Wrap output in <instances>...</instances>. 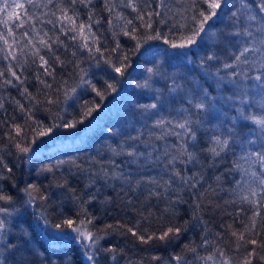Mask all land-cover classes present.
<instances>
[{"label": "snow or ice", "instance_id": "snow-or-ice-1", "mask_svg": "<svg viewBox=\"0 0 264 264\" xmlns=\"http://www.w3.org/2000/svg\"><path fill=\"white\" fill-rule=\"evenodd\" d=\"M99 4L98 9L97 0H0V58L7 62L6 69L0 70V89L16 87L31 105L29 107L20 100L0 95V113L4 115L0 126H7V151L15 149L19 165L27 162L32 145L39 137L49 136L55 128H74L78 123H83L82 119L71 123L61 119V122L45 127L35 119L34 109L39 110L43 105L57 107L72 101L76 99L78 89H91L103 99L104 92L89 78V68L84 66L86 63L89 67L93 64L100 67L102 62L118 76H124L130 66L129 53L121 50V44L115 39L117 36L123 35L134 42L132 52H138L142 43L153 40H162L173 49L190 48L197 44L198 39L203 38L202 34L207 31L205 25L228 6V0H188L187 4L181 5L183 11L177 12H173L168 0H99ZM203 4L211 11L202 10L198 6ZM254 8L258 11H254ZM123 10H127L129 15ZM188 13L191 15L188 16ZM231 18L233 28H239V31L223 32L220 39L228 41L229 37H242V40L236 41V50L223 62L212 51L201 58L198 67L202 70L205 83L192 80L188 87L180 79L168 77L171 81L169 93L178 96L184 103L176 108L169 107L167 116L161 114L165 101L161 99L159 89L152 88L150 83L157 70L148 69V79L136 87L154 91L156 102L137 107L146 120L153 117L155 119L151 125H143L142 130L135 135L109 130L110 135L124 136V140L116 147L110 146V151L115 156L129 158L130 164L157 171L156 176L140 175L136 180L138 188L148 186L146 199L150 200L168 199V193L176 194L177 188L174 186L196 189L204 183L202 169L215 167L239 144L243 154L234 165L242 173L234 181L238 189L235 194L241 202L240 212L237 214L242 213L243 205L247 204L252 210V225L245 231L255 232L256 217L260 216V211L264 208V111L254 115L246 109L258 103L264 110V0H259L256 5H250L248 0H240L239 8L231 12ZM170 21L176 22L171 23L169 35L154 27L156 24L168 26ZM108 34L114 42L111 48L107 43ZM174 36L177 38L174 39ZM112 54H115V59ZM68 65L72 66L68 79H58L57 69L63 70ZM29 70L32 78L41 85L35 95L26 86V73ZM208 82L215 87L216 96L211 95L209 86H206ZM105 85L106 90L115 91L113 83L105 81ZM225 89H230L231 94L224 95ZM218 102L234 109L235 115L222 111L217 106ZM9 104L26 118L24 124L16 123L14 116H7ZM81 109L82 117L90 116L94 110L91 102L81 105ZM46 110L51 111V108ZM173 112L175 115H172ZM210 116L218 117V122L206 128ZM242 121L249 122L258 129L254 139H241L239 124ZM202 130L210 133L204 147L200 145L199 133ZM152 140L164 143L158 146ZM4 150L0 148V151ZM206 158H210L207 165L204 164ZM65 163L61 160L55 165H45L38 170L37 175L55 176ZM71 163L75 165L77 172L83 171L75 161ZM110 163L111 172L104 171L102 177L91 173L90 178L96 176L97 180L102 179L105 184L109 181L123 182L131 190V174L120 170L114 160ZM188 165L193 168L199 165L201 170L192 171L188 175ZM75 174L77 173L70 172L69 176ZM215 179L219 183L221 177L217 176ZM9 182L12 188L23 193V197L17 198L11 194ZM49 187L68 189L69 177L61 173L60 179H54ZM88 189L92 190L86 192V198L72 190L79 209L76 218H62L59 223L53 224L46 211H40L39 215L35 212L37 208H46L50 194L35 183L19 188L15 184L13 168L0 157V264H9L10 260L12 264H71L70 257H48L33 247L32 232L24 220L30 211L37 224L43 223V230L52 229L57 234L51 240L53 247L57 238H69L66 235L68 230L74 233L89 264H98L101 252L111 254V259L116 260L119 249L100 246V241L115 227L130 233L142 244H148L152 240L167 243L187 231L186 226L176 225H170L159 233L141 232L139 225L128 227L123 224H108L103 230L98 229L95 227L98 218L89 213L86 207L97 201L95 182L90 183ZM209 190L213 194L217 191L212 185L205 192ZM203 196L202 192L197 197L196 208L201 207ZM171 202L178 203L179 199ZM228 203L226 200L225 205ZM217 207L220 205L217 204ZM231 235L237 237L238 241H245V232L238 235L233 231ZM209 243L204 237L200 245H185V248L195 256L199 248L206 247ZM246 243L264 249V243H258L256 239H248ZM217 256L220 257V264H232L230 259L224 258V252L219 248L201 259L205 264H216ZM256 258L264 262V255L258 256L255 248L246 250L240 264H253ZM182 259L181 256L174 257L176 264H181Z\"/></svg>", "mask_w": 264, "mask_h": 264}, {"label": "trees", "instance_id": "trees-1", "mask_svg": "<svg viewBox=\"0 0 264 264\" xmlns=\"http://www.w3.org/2000/svg\"><path fill=\"white\" fill-rule=\"evenodd\" d=\"M188 0H168L169 5L173 8V12L183 11L182 4H187ZM250 5H256L259 0H248ZM240 0H228V6L219 11L217 17H213L205 25L206 33L202 34V39H198L197 44L190 48L173 49L169 45L163 43L162 40H153L147 43H142L138 52H132L134 42L127 37L120 35L115 39L119 41L123 52L129 53V67L125 71L123 77L118 76L110 68L101 62L100 67H95L93 64L84 66L89 68V78L96 84L98 89L104 92L103 99L97 96L91 89H78L76 99L62 103L57 107L43 105L39 110L34 109L35 119L40 121L45 127L53 123L61 122V119L66 122L75 120H83V123H78L74 128L59 127L53 129L49 136L39 137L35 144L32 145V152L29 154L26 163L19 165L17 163V155L15 149L11 152L7 151L8 138L7 126H0V157H2L9 167L13 168L15 174V184L19 188H23L26 184L35 183L42 190L50 194V201L46 208H37L36 215L40 211H46L50 222L53 224L59 223L62 218H76L78 212L77 203L74 201L73 192L79 196L86 198V192L90 183L95 182V190L98 192L97 201L86 205L87 210L98 219L95 222V227L103 230L105 225L111 224L114 226L125 225L132 227L139 225L141 232L148 231L150 233L162 232L170 225L186 226L187 231H184L179 238L172 239L170 242H161L152 240L148 244L140 243L130 233H125L123 229L115 227L108 235L100 241L102 248L115 247L119 249L116 253V260L111 259V254L101 252L98 257V264H176L175 256H181V264H205L201 257L213 252L216 248L224 252V258L230 259L232 264H240L246 254V250L256 249L258 256L264 255V249L256 248L254 245L247 244L248 239H256L258 243H264V208L260 211V216L256 217V230L245 231L250 229L252 225V210L247 204L243 205L244 211L239 215L241 202L235 194L238 189L234 181L240 178L241 171L235 168V162L242 155V149L239 144L233 147L231 153L220 160L215 167H205L202 169L204 173V183L196 189L177 188L176 194L168 193L166 198L146 199L147 188L136 186V180L140 175L156 176L157 171L154 168L144 169L135 164H130L129 158L125 156H115L110 151L111 147H116L124 140V136H113L109 134V130L137 134L142 130V126L151 125L155 117L146 120L138 109V105L149 104L156 102L154 91L137 88V84H143L148 79L150 73L148 69L157 70L152 76L151 85L154 89H159L161 99L165 101V105L161 111L162 115H169V107H179L184 101L170 94L168 91V77H176L181 83H185L188 87L191 86L192 80H198L205 83L202 76V70L198 67L201 58L210 51L216 52L221 59V62L227 60L232 52L236 50V41L242 40V37H229L228 41H222L220 34L226 31H239V28H233L231 12L239 8ZM99 0L97 7L99 9ZM202 10L207 9V5H198ZM126 15H129L127 10H123ZM254 11L258 9L254 8ZM134 15V14H131ZM188 16L191 13L187 14ZM168 26L154 25L159 31L165 35H169ZM183 22V21H180ZM107 28V25H104ZM176 39L177 37H173ZM108 47L114 46L113 38L108 34ZM115 59V54H112ZM7 62L0 58V70H5ZM72 71V66L68 65L65 69H57V78L68 79V73ZM28 81L26 86L34 95L41 88L35 79L32 78L31 71L27 73ZM105 81L115 85V91L106 90ZM51 82V81H50ZM71 82V81H70ZM211 95L216 96L217 92L214 86L208 82ZM224 95L231 94L230 89L224 90ZM0 95L10 96L13 100H20L21 103L29 105L28 100L22 97L16 87H10L6 90L0 89ZM43 99V97H41ZM259 101V97L256 98ZM86 102H91L94 110L90 116L82 117L81 105ZM217 106L224 112L230 115H235L234 109L223 102H218ZM9 118L15 117V122L19 124L25 123V117L18 111H15L12 104L7 105ZM51 108V111L46 110ZM252 114L261 113L262 110L259 104H254L252 108L246 109ZM172 115H175L173 112ZM4 115L0 113V120ZM218 122V117L210 116L205 127H211ZM241 139L249 137L255 138L258 134V129L249 122H240L239 124ZM145 132L148 129H143ZM200 145L206 146V141L210 133H205L203 130L199 133ZM147 138V137H145ZM174 139V138H173ZM152 143L162 146L164 141L152 140ZM66 163L57 170L55 176L53 174L37 175L38 170L45 165H55L59 161ZM115 161L120 166V170L129 173L132 176L131 190L129 186L123 182L109 181L107 184L103 180H97L96 176H91V173L97 176H103L104 171L111 172V161ZM75 161L83 171L77 172V168L71 162ZM210 158L204 160L207 165ZM243 165V162H240ZM199 165L195 168L188 165L187 174L192 171H200ZM77 173L69 176V173ZM69 177L68 189H57L49 187L54 182V179H60V175ZM220 176L221 180L218 183L216 177ZM217 189L213 194L211 190L205 192L208 186ZM8 189L11 194L17 198L23 197V193L18 192L11 187V182L8 184ZM204 196L201 198V207L196 208L197 197L201 193ZM178 203H172L176 201ZM229 201L225 205V201ZM131 201V203H129ZM235 201V203H232ZM217 204L220 207H217ZM25 222L30 226L33 239V247L38 251L43 252L48 257H70L71 264H89L83 256V250L75 239V234L70 230L66 232L69 237L67 239H56L55 247L52 246L51 240L56 237V233L52 229L43 230V223L37 224L31 211ZM198 221H203L202 223ZM185 222H188L185 225ZM236 231L239 235L245 232V241H238L237 237H233L231 233ZM206 237L210 242L208 246L201 247L198 254L193 256L185 245L197 246L202 243V238ZM239 247V251H237ZM153 257H159V260H154ZM14 259V258H13ZM12 264V260L9 261ZM210 264V262H209ZM216 264H220V257L217 256ZM253 264H264L259 258L254 259Z\"/></svg>", "mask_w": 264, "mask_h": 264}]
</instances>
